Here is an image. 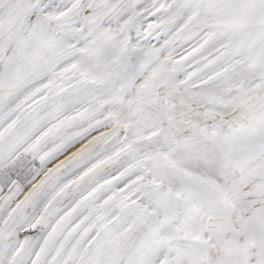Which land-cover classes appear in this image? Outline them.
Segmentation results:
<instances>
[{"label": "snow or ice", "instance_id": "obj_1", "mask_svg": "<svg viewBox=\"0 0 264 264\" xmlns=\"http://www.w3.org/2000/svg\"><path fill=\"white\" fill-rule=\"evenodd\" d=\"M0 264H264V0H0Z\"/></svg>", "mask_w": 264, "mask_h": 264}]
</instances>
